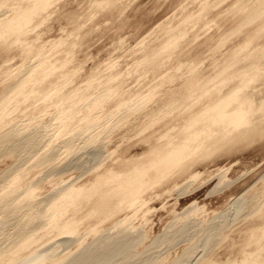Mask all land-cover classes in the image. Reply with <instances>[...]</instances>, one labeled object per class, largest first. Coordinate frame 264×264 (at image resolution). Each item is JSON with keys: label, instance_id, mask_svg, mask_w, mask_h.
Returning a JSON list of instances; mask_svg holds the SVG:
<instances>
[{"label": "rangeland", "instance_id": "obj_1", "mask_svg": "<svg viewBox=\"0 0 264 264\" xmlns=\"http://www.w3.org/2000/svg\"><path fill=\"white\" fill-rule=\"evenodd\" d=\"M15 1L23 5L27 0ZM97 1L101 0H53L34 15L25 33L22 42L34 47L29 55L20 44L0 48V98L17 81L21 69L36 63V53L50 63L63 59L68 63L60 74L44 80L36 97L18 103L12 92L10 116L5 121L20 127L13 140L5 137L0 142V190L5 185L2 175L8 171L19 175L20 187L33 186L37 202L23 211L51 213L58 203L55 194L67 185L87 186L106 169L124 172L139 164L166 129V120H159L157 110L189 76L186 69L193 67L197 76L213 77L263 20L234 31L245 10L253 11L260 0H116L107 7L97 6ZM242 1L250 10L247 6L237 10ZM200 3L208 8L201 9ZM12 6L13 0L0 1V21L13 17ZM189 15L197 19L195 23H184ZM181 28L186 35L169 57L163 56L155 65H137ZM263 33L253 48L263 45ZM60 40L63 43L57 45ZM260 64L264 66V59ZM87 83H91L88 89ZM59 84L64 95L72 90L84 93V101L108 93L110 97L98 107L78 105L75 126L69 122L74 128L67 131L57 121L68 112V106L58 102L60 93H53ZM119 100L141 106L125 116L118 110ZM90 120L96 123L88 129L93 134L84 124ZM6 126L0 123V135ZM75 128L79 131L73 136L74 150L69 151L64 139L66 143ZM214 151L197 158L188 173L144 190L139 196L142 204L138 201L110 217L91 210V203L81 205L75 213L74 231H52L47 212L45 227L37 226L28 236L49 232L41 234L31 250L45 254L42 264H240L252 255L257 264H264V236L257 244L247 241L251 233L264 234V136ZM45 154L52 156L38 163ZM239 198L244 202L241 206ZM68 219L67 213L63 220ZM17 223L18 218L7 217L0 248L15 236ZM87 254L91 258H83Z\"/></svg>", "mask_w": 264, "mask_h": 264}, {"label": "bare ground", "instance_id": "obj_2", "mask_svg": "<svg viewBox=\"0 0 264 264\" xmlns=\"http://www.w3.org/2000/svg\"><path fill=\"white\" fill-rule=\"evenodd\" d=\"M13 1L15 4V7L12 6V11L14 12L13 17L0 21V48L6 49L10 44H20L23 53L28 54L32 52L34 47L31 43H24L22 40L25 33H27L26 31L30 30H28L29 24L34 15L44 10L46 6L53 2V0H27L23 5H19L20 2ZM115 2L116 0H101L97 1L96 5L99 7H107L115 4ZM248 5L242 1L240 2V5H238L237 10L244 11ZM207 6L202 3V8H200L203 9ZM248 9L250 10L249 7ZM246 10L234 31H242L245 26L263 19L262 21L260 20L261 26H259L253 33L249 32V36H246V39H244L242 43H238L239 46L237 44V49L234 48V51L230 54L231 56L228 57L229 59H227V61L224 59L226 64L224 63L221 68L219 67L220 69L213 77L203 78V75L197 76L198 73L193 67L186 69L189 76L185 79L183 78L184 80L176 92L172 89L173 92H170L166 103L157 110L158 113L156 112L159 116V120L161 118L166 120L163 121L166 126L165 131L162 134H158V136L161 135L158 137L160 140H157V143L152 147L144 160L131 170L117 172L106 169L103 174L97 176V178L87 186L75 187L72 185H65V188H60L61 190L58 189L60 191L55 194L56 202L58 203L54 206L51 213L46 210H36L34 213H29L27 210L23 211L22 208H30L37 202L33 197V186L27 188L20 187V177L16 173L13 174V172L11 173L8 171L9 173L6 172L2 175L1 181L5 185H3L0 190V215H2L0 219V234L4 229L3 223L7 217L13 219L18 218V223L15 226L18 229L15 230L17 231L15 236L6 242L5 247L0 248V264H42L44 262L45 254H43L41 250H34L35 248H32L31 250L30 247L37 242V239L41 234L49 232V230L46 229L40 234H34L31 237L28 235L32 233L37 226L41 228L45 227L47 212V223L52 231L64 229L74 231L73 227L76 223L75 213L77 208L81 205L91 203V210L98 212L103 218L110 217L118 210L136 205L141 199L139 196L144 190L154 188V186L159 185L168 177L173 178V175L178 176L186 173L192 163L197 158L200 159V156L202 157L205 154L208 156L214 150L217 151V149L228 147L231 144L251 138L255 135L264 136V66L260 64L264 59V43L262 45L261 42V45L259 43V46L257 45L253 48V45H256L254 42L258 40L262 32H264V0H260L257 7H254L253 11ZM193 17L194 16L191 15L186 16L184 23L197 20H194L195 17ZM183 34L186 35L185 32H183V28L177 29L169 39L163 41V43L153 51L151 50L152 52L149 51V53H147L148 55L146 54V57L138 62L137 65H155L159 60L169 57L173 50L176 49L175 47L178 46V40L183 37ZM61 43H63L62 40L57 41L56 44L59 45ZM40 55V53H36V56L38 57L36 63L28 65L24 70L21 69L22 71L20 70V73L22 74L17 77V81L13 83L14 85L9 87L8 90H5L3 95H1L0 123H7V128L2 129L0 142H2L5 137L12 139V137L14 138V134H19V131L17 132V126L20 127V125L14 126L12 120L10 122L5 121V117L10 112L9 110L12 106L10 101L12 92L16 94L15 97L18 103L19 101L28 99L27 97L29 96L36 97L38 90L41 91L40 89L42 88L44 80L48 76L50 77L57 72L59 73V70L64 67L66 62V59H63L58 63H50L47 59H42ZM138 67H140V65ZM59 74H57V76ZM167 79L171 78L169 77ZM88 83L86 85L87 89L91 86V83ZM228 84H231V86L226 89ZM56 86L57 89L55 88L53 93H56V95L60 93L59 96L57 95V99L60 98L58 101L60 102L59 104H66V106H68V112L59 118L60 122L59 119L57 121L58 125L61 124V128L68 129L67 131L70 129L72 130L75 126L73 124L75 118L74 111L78 108V105L84 104L88 109L98 107L102 105V100L106 97H110V93H108L102 96H95V99L92 98L94 100L88 99L89 101H84V99H86L84 93L72 90L73 92L71 91L70 94L67 95L65 93L64 95L63 92L60 91L62 85L60 86L59 84ZM257 86H259L260 89H258ZM147 97L146 99L152 98V96L150 98ZM129 102L130 101H118L119 108H117L118 110H123L122 115L127 116L141 106L140 103ZM13 104L15 105V103ZM88 115L86 114V116ZM86 118L85 120H89ZM71 121L74 126L69 124ZM68 124L71 128L67 126ZM84 124L86 125L85 127L87 130L90 128L92 129V127L96 125V123L91 120L88 122L86 121ZM165 126H161V128L164 129ZM85 127H83L82 130ZM77 130L78 129L73 130L71 135L67 134V137L70 135V138H68V140L66 139V143L64 139V144H66L69 151L74 150L73 136L79 131ZM85 130L83 133L87 131ZM89 131L90 130H88V133L93 134V132ZM88 133L87 135L92 136ZM74 137H76V135ZM92 137H89V140H91ZM86 138L88 139V136ZM35 140H37V138ZM16 145L18 144H15V146ZM27 145L29 144H26V146ZM11 146L14 147L12 144ZM12 147L10 148L12 149ZM17 148L19 147L17 146ZM14 150L15 149H13V152ZM17 155L20 156L21 154ZM51 156L45 154V157H41V159L38 160V163L41 161H48ZM242 200L241 198L236 200L239 202L238 204H240V206L244 204ZM140 204H142V202ZM67 213L69 214V219L64 221L63 219ZM262 236H264V234L251 233L247 241L257 244V241ZM251 243H248V245ZM260 243L261 242H259V244ZM26 250L29 252L24 256H18L21 253L23 254ZM247 255L246 253L244 254V256ZM87 256L90 257V254L83 256V258L86 257L88 259ZM201 258L202 257L197 258V261ZM60 263H62V261H60ZM172 264H175V262ZM207 264L219 263L209 262ZM227 264L233 263L228 262ZM240 264H257L256 257H253V255L245 257L244 261Z\"/></svg>", "mask_w": 264, "mask_h": 264}]
</instances>
